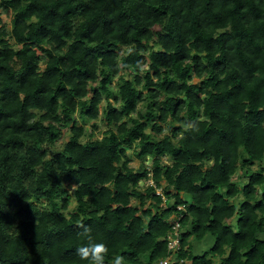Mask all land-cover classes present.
Instances as JSON below:
<instances>
[{
    "label": "trees",
    "instance_id": "obj_1",
    "mask_svg": "<svg viewBox=\"0 0 264 264\" xmlns=\"http://www.w3.org/2000/svg\"><path fill=\"white\" fill-rule=\"evenodd\" d=\"M176 222L172 264H264V0H0V264H160Z\"/></svg>",
    "mask_w": 264,
    "mask_h": 264
},
{
    "label": "rangeland",
    "instance_id": "obj_2",
    "mask_svg": "<svg viewBox=\"0 0 264 264\" xmlns=\"http://www.w3.org/2000/svg\"><path fill=\"white\" fill-rule=\"evenodd\" d=\"M2 21L4 23V26L6 28V30L9 32L12 28V20L10 18V16L6 17V16H2ZM11 43H13V41H11ZM134 73L136 72H124L122 73L123 75H125L126 78H133V75ZM117 79L114 80V82L110 85V87L112 89H114V92L116 90V84H117ZM197 81V80H195ZM110 101H113V98L110 99ZM142 107V106H140ZM74 119L77 121L78 124H83L81 119L79 118V115L76 114ZM93 124H96L97 125V131L95 133V138H101L103 136V134L106 132V125L105 123L103 122L102 118H99L97 121H89L87 122L86 124H84L85 126V129H86V134L88 135L91 131H92V125ZM150 130V128L148 129V131ZM164 134H167L164 130ZM69 139H68V133L65 131L64 135L60 138V142L58 143V146H61L63 143L67 142ZM127 153V156L129 157L130 159V167H132L135 171H139V170H142L143 169V166L144 167H147L148 170L150 168L151 170V166H149L150 164V158H146L145 160H137L134 156H133V151L132 149H127L126 151ZM238 176V173L237 175ZM147 184H151V181H147V182H141L140 186L141 188L143 189L145 186H147ZM66 188L68 189V195H72V192L74 190V184L73 183H66L65 184ZM161 189H158L156 190V192L160 193ZM75 207V202L72 200L70 201V204H69V210L72 211ZM236 230V229H235ZM213 244V240L212 238H205L203 242L201 243H195L194 241L192 242V254L193 255H203L204 252H207L210 247L212 246ZM215 264H217L219 261L218 259H215L214 260Z\"/></svg>",
    "mask_w": 264,
    "mask_h": 264
},
{
    "label": "built area",
    "instance_id": "obj_3",
    "mask_svg": "<svg viewBox=\"0 0 264 264\" xmlns=\"http://www.w3.org/2000/svg\"><path fill=\"white\" fill-rule=\"evenodd\" d=\"M157 194H159L158 192H156ZM178 209H181L180 207ZM179 227L180 225H178V223H174L172 225V231L173 233L170 234L166 241H167V250L168 252H170V256L171 258L165 259L162 262H160V264H172V260L174 258V253L175 251H177L179 249V244H180V235H179Z\"/></svg>",
    "mask_w": 264,
    "mask_h": 264
},
{
    "label": "clouds",
    "instance_id": "obj_4",
    "mask_svg": "<svg viewBox=\"0 0 264 264\" xmlns=\"http://www.w3.org/2000/svg\"><path fill=\"white\" fill-rule=\"evenodd\" d=\"M168 258H171V256H169ZM168 258H167V259H168ZM174 258H175V256H174ZM174 258H173L172 262L174 261Z\"/></svg>",
    "mask_w": 264,
    "mask_h": 264
}]
</instances>
